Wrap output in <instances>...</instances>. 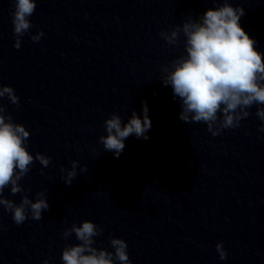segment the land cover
<instances>
[{"label": "clouds", "instance_id": "1", "mask_svg": "<svg viewBox=\"0 0 264 264\" xmlns=\"http://www.w3.org/2000/svg\"><path fill=\"white\" fill-rule=\"evenodd\" d=\"M13 2L14 47L19 49L22 37L33 27L29 17L35 13L38 0ZM211 2L216 4L218 0ZM244 14L245 10L233 7L231 0H220V6L209 8L198 19L189 16L181 25L159 33L170 46H178L183 36L184 54L162 65L160 76L162 84L171 86L173 97L181 101L179 119L186 124H205L212 136L240 128L241 122L251 115L249 109L254 105L257 106L256 117L264 122V53L256 50V41L240 26ZM43 35L39 31L30 39L39 42ZM5 97L12 105L20 106L15 90L0 83V208L11 214L16 225H22L29 218L41 220L50 205L46 198L47 189L36 192V198L32 200L20 181L27 176L35 161L42 166L41 175H45L43 169L51 165V157L39 152L33 156L29 152L26 141L30 132L6 113L2 102ZM142 112L141 118L133 111L127 123L118 113H112L105 120L107 135L100 136L98 141L104 151L113 152L118 158L125 148V140L131 135L149 139L147 133L152 123L147 101L142 102ZM258 131H264V123ZM78 166L79 162L75 160L71 161L70 169L61 166L60 172L64 174L61 180L65 185H72ZM80 171H87V167H80ZM9 187L13 196L23 193L19 203L4 196V190ZM103 231L101 225L90 220L65 228L62 237L68 240L74 234L78 243L63 248V264H132L124 239L110 237L109 245L113 251L94 246V238ZM215 252L222 261L228 257L222 241L216 243ZM43 264H49V259Z\"/></svg>", "mask_w": 264, "mask_h": 264}]
</instances>
